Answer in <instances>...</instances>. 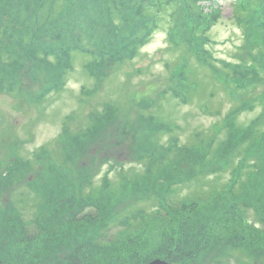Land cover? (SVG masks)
<instances>
[{"label": "trees", "instance_id": "16d2710c", "mask_svg": "<svg viewBox=\"0 0 264 264\" xmlns=\"http://www.w3.org/2000/svg\"><path fill=\"white\" fill-rule=\"evenodd\" d=\"M2 1L8 4L9 15L0 27L6 41L5 51L0 54V91L11 94L20 89L23 77L34 83L41 78L44 81L40 84V96L35 93L39 100L66 86L68 73L74 68L75 53L94 55L93 60L87 58L84 66L96 80V89L86 92L90 97L110 78L116 65L134 60L159 28L162 15L176 21L178 28L172 32L170 42L185 51L180 58L185 59V65L177 71L180 74L172 72L170 83L178 96L177 89L187 87L189 72H184L188 69L187 60L190 65L191 59L206 67L212 65L214 56L206 46L213 44L209 32L221 18L217 7L206 11L201 5L204 0ZM174 5L175 12L167 10ZM236 5L235 22L244 39L238 49L242 63L227 64L217 81L232 86L234 95L240 96L237 90L264 83V0H237ZM262 88L259 101L263 104ZM186 92L183 100L190 94L193 96L192 90ZM149 99L144 101L143 108L132 104L126 123L106 106L104 114L91 117L87 136H72L67 128L64 131V136L79 148L84 137H88L84 148L89 151L103 150L102 146L106 147L112 136L114 144L130 142L131 161L148 162L146 176L130 179L121 166L125 175H122L124 196L120 199L111 189H106L109 196H99L87 189V177L79 181L75 191L56 182L54 187H46V196L32 221L25 219L18 209L9 207V217L0 219V264H142L137 260L141 241L133 237L125 241L117 233L108 234V230L129 195L143 197L146 193L149 197L156 193V214L176 225L175 231L164 235L158 257L172 264H204L214 249L222 255L244 250L253 261L264 264V105L249 128H242L237 122L238 114L256 108L255 101L242 102L225 118L224 141L216 143L215 135L205 147L201 141L191 147L182 146L180 156L178 152L174 154L181 148L177 143L166 147L160 142L162 132L171 131L170 125L144 113L158 106V100ZM258 126L261 128L257 129ZM20 166L21 163L14 162L6 179L14 177ZM228 168L231 169L228 184L221 194L213 196L212 203L202 205L196 199L175 201L176 188L186 180ZM31 186L37 187L36 182ZM104 186H110L107 179ZM251 211L260 215L259 221L249 218ZM133 212L116 222L120 221L125 230L132 221L142 228L146 212L142 209ZM7 219L10 223H6ZM218 225L228 229V237L214 235L213 228ZM144 233L145 229L142 238ZM208 261L217 264L220 259Z\"/></svg>", "mask_w": 264, "mask_h": 264}, {"label": "rangeland", "instance_id": "374dc122", "mask_svg": "<svg viewBox=\"0 0 264 264\" xmlns=\"http://www.w3.org/2000/svg\"><path fill=\"white\" fill-rule=\"evenodd\" d=\"M236 2L237 0H204L201 3L207 12L212 10L211 7H217L221 11L220 20L209 32L215 44H209L211 49L206 46L214 57L212 65L208 67L200 65L194 59H191L192 65L186 61L188 69L184 72H189L185 84L187 87L184 90L177 89L178 96H175L170 83L172 72L180 74L177 71L182 70L185 65V59H180L185 51L184 48L176 49L170 42L172 32L178 27L172 17L166 16L164 19L163 15L159 28L134 60L116 65L110 78L104 80L90 97L86 96V92L96 89V80L89 76L84 68L87 58L93 60L94 55L90 53H75L72 66L74 68L68 73L66 86L60 91L50 93L44 99L39 100L35 96V93L40 96V84L44 81L41 78L39 83H34L28 77H23L20 89L11 94L0 91V219L8 218L9 207L13 206L25 219L32 221L46 196V189L54 187L56 182L75 191L79 181L87 177V189L99 196H109L106 189H111L120 199L124 196L122 175L126 174L130 179L146 176L148 162L131 161L133 149L130 150V142H126L128 146L121 141L123 144H114L115 138L112 136L109 142H106V147L102 146L103 150L97 151L95 148L89 151L84 148L88 137H84V144L79 148L71 143L69 137L64 136L65 128L72 136H87L92 126L91 117L104 114L106 106L111 107L115 116H121V121H124L133 103L134 106L143 108L147 98H151L149 100L152 102L158 100L157 107L144 113L170 125L171 131L162 130L164 135L160 137V142L166 147L177 143L181 148L174 154L178 152L180 156L184 151L182 146L191 147L201 141L205 147L215 135L216 143L224 141L227 137L224 129L225 118L227 119L242 102L255 101L256 108L253 112H241L237 116L239 126L249 128V124L263 110L264 103H260L259 97L264 83L237 90L240 95L237 96L234 95L232 86H225L217 81L218 74L223 72L227 64L235 66L242 63L238 49L244 39L241 28L235 22ZM7 6L4 1L0 3V27L7 19L5 16L9 15ZM167 10L175 12L177 7L174 5ZM4 35L3 29H0V54L5 51ZM193 56L196 59L195 54ZM189 89L193 91V96L190 94L183 100L184 91L187 94L186 90ZM148 103L150 104L149 101ZM135 114L134 112V116ZM159 133L160 131L156 135ZM14 162H19V165L21 163V168L14 172V177L6 179V173ZM230 171L228 168L215 173L207 172L186 180L176 188L175 201L196 199L202 205L212 203L213 196L221 194L228 184ZM105 179L110 182L109 187L104 186ZM32 182H36V189L31 186ZM143 197L129 195V200L121 205L120 215L115 218L116 221L123 220L134 213L133 211L142 209L146 212L142 228H138L132 221L131 227L125 230L120 221H113L108 230V234L117 233L125 241L127 237L140 240L142 245L137 260L142 264L147 258H150L147 263L160 258L158 255L162 249L160 247L164 235H170L176 230L174 223L162 220L160 215L156 214V193H151L150 197L146 193ZM129 202L131 204H128ZM249 218L257 222L260 215L251 211ZM10 221L7 219L6 223ZM144 229L146 234L144 233L142 238ZM227 231L223 225L213 228L214 235L220 234L222 238L229 236ZM208 259H220L217 264H263L253 261L244 250L222 255L214 249ZM208 259L204 264H210Z\"/></svg>", "mask_w": 264, "mask_h": 264}, {"label": "water", "instance_id": "95a60500", "mask_svg": "<svg viewBox=\"0 0 264 264\" xmlns=\"http://www.w3.org/2000/svg\"><path fill=\"white\" fill-rule=\"evenodd\" d=\"M149 264H170V263H168L167 261L161 260V259H157V260L150 262Z\"/></svg>", "mask_w": 264, "mask_h": 264}]
</instances>
